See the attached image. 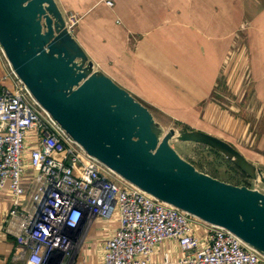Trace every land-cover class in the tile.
I'll list each match as a JSON object with an SVG mask.
<instances>
[{
	"label": "crops",
	"instance_id": "crops-1",
	"mask_svg": "<svg viewBox=\"0 0 264 264\" xmlns=\"http://www.w3.org/2000/svg\"><path fill=\"white\" fill-rule=\"evenodd\" d=\"M111 1L113 6L107 0H57L62 12L81 14L74 36L97 68L147 105L158 121L153 109L172 115L174 126L192 124L193 129L215 134L234 146L240 137L237 126H243L242 139L247 141L242 153L263 166L264 133L258 135V158L252 150L257 135L250 130L248 117L264 119V0ZM251 77L254 84L246 80ZM14 80L0 49V84L11 86ZM236 103L243 105V120L227 109H235ZM36 144L37 135L29 133L25 144L28 181L36 173L29 161ZM13 198L10 190H0L1 264H25L12 260L17 249L11 231L17 223L10 218ZM117 222L118 213L110 219H94L72 264L102 261ZM197 234L204 238L206 228L197 226ZM182 257L178 241L167 239L155 245L151 259L153 264H181Z\"/></svg>",
	"mask_w": 264,
	"mask_h": 264
},
{
	"label": "water",
	"instance_id": "water-1",
	"mask_svg": "<svg viewBox=\"0 0 264 264\" xmlns=\"http://www.w3.org/2000/svg\"><path fill=\"white\" fill-rule=\"evenodd\" d=\"M0 45L18 78L90 155L157 198L232 231L264 256V192L199 170L172 142L211 147L255 182H264L262 169L215 134L163 126L97 68L57 0H0Z\"/></svg>",
	"mask_w": 264,
	"mask_h": 264
},
{
	"label": "built area",
	"instance_id": "built-area-1",
	"mask_svg": "<svg viewBox=\"0 0 264 264\" xmlns=\"http://www.w3.org/2000/svg\"><path fill=\"white\" fill-rule=\"evenodd\" d=\"M66 24L71 31L75 22ZM12 73L11 86L0 84V190L14 195L13 261L72 264L93 220L118 213L98 264H153L155 245L167 239L180 244L181 264H264V256L237 234L157 198L90 155ZM31 132L37 135L29 153L36 173L28 181L25 144ZM199 225L206 228L204 238Z\"/></svg>",
	"mask_w": 264,
	"mask_h": 264
},
{
	"label": "rangeland",
	"instance_id": "rangeland-1",
	"mask_svg": "<svg viewBox=\"0 0 264 264\" xmlns=\"http://www.w3.org/2000/svg\"><path fill=\"white\" fill-rule=\"evenodd\" d=\"M63 14L65 17V20L66 19H68V20L72 19L75 22V24L72 25L73 27L71 29V33L73 35L78 33L79 25L81 22V14H79L77 12H65V11H63ZM71 17H73V18H71ZM70 23H71V20H70ZM131 48H133V47H131ZM103 69L107 70L105 68H103ZM246 80H247L248 84H254L253 83L254 80H252V77L247 78ZM215 94H214V97L215 96L217 97L218 95H215ZM230 100H232V99H230ZM230 103H226V105L228 106V105H230ZM232 103H235V102H232ZM235 106H237L235 109L227 108L229 110V113H231V115H234V118H236V119L240 118L241 120H243V116H245L244 114H246V113H245L244 109L242 108V106H243L242 103H241V105L236 103ZM153 110H154L156 116L159 118V120L163 123V126H165L166 128L174 126L175 119L172 117V115H168V114L164 115V114H161L159 110H155V109H153ZM248 119L251 122V124L249 126L250 130L254 131L255 134L257 135V137L255 136V138H257V139L255 140V142H253L254 145L252 147V150L257 153V157L259 158L258 154H259L260 150L258 148V145H259V143H258V137L259 136L258 135L260 133H262V134L264 133V119H262L260 116L255 117V118L252 116H249ZM248 119H247V121H248ZM192 126L195 127L192 124H184V127H186V128L188 127L189 130L193 129ZM231 126H234V124L232 123ZM181 127H183V126H181ZM240 127L242 128L243 126L238 125L237 129H236L238 132V136H240V137H238L239 140L234 141V143H236L235 147L238 148L241 152H243L244 151V144L247 140L244 141V139H242L243 135L241 132H242L243 128L241 129ZM231 128H233V127H231ZM214 131H216V130H214ZM221 135L224 136L225 134H221ZM172 144L181 156H183L185 159L192 162L199 170L204 171L206 173H209V174H211V175H213V176H215V177H217L223 181H226V182H229L232 184H237V185H246L250 188H257V189L261 190L262 192H264V182H262V181L255 182L250 177H244L241 174V172H239L238 169L235 168V165L231 160L227 159L224 155L217 152L213 148L209 147V149H202L201 144L191 143V142H179L176 140L173 141ZM256 165L258 167H264V164H263V166L261 164H256ZM262 171L264 173V170H262Z\"/></svg>",
	"mask_w": 264,
	"mask_h": 264
},
{
	"label": "trees",
	"instance_id": "trees-1",
	"mask_svg": "<svg viewBox=\"0 0 264 264\" xmlns=\"http://www.w3.org/2000/svg\"><path fill=\"white\" fill-rule=\"evenodd\" d=\"M218 152V151H217ZM235 168L238 169L239 172H241V174L244 176V177H249L248 175H246L240 168H238L236 165H235Z\"/></svg>",
	"mask_w": 264,
	"mask_h": 264
}]
</instances>
